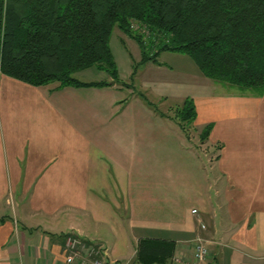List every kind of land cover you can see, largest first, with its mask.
I'll list each match as a JSON object with an SVG mask.
<instances>
[{"label":"crops","instance_id":"1","mask_svg":"<svg viewBox=\"0 0 264 264\" xmlns=\"http://www.w3.org/2000/svg\"><path fill=\"white\" fill-rule=\"evenodd\" d=\"M142 65L133 91L0 73V264H65L67 237L104 264H131L142 238L174 241L173 264L198 244L199 264H264V93L216 84L183 54ZM138 93L192 99L208 138L192 145Z\"/></svg>","mask_w":264,"mask_h":264},{"label":"trees","instance_id":"2","mask_svg":"<svg viewBox=\"0 0 264 264\" xmlns=\"http://www.w3.org/2000/svg\"><path fill=\"white\" fill-rule=\"evenodd\" d=\"M115 27L137 44L140 64L157 63L162 52L183 54L216 84L264 93V0H0V73L34 87L109 85L73 77L96 66L128 88L109 46ZM180 104L175 119L183 132L196 110L190 98ZM210 130H201L202 143ZM175 250L172 240L142 238L131 264H173Z\"/></svg>","mask_w":264,"mask_h":264},{"label":"rangeland","instance_id":"3","mask_svg":"<svg viewBox=\"0 0 264 264\" xmlns=\"http://www.w3.org/2000/svg\"><path fill=\"white\" fill-rule=\"evenodd\" d=\"M122 34L123 33L120 32L115 27L113 28L112 34L109 39V46L111 49V53L116 69L115 70L116 77L118 78L120 83L122 82L129 84L131 88L128 87V89L132 90L133 89L132 85H133L135 88L140 90V79L142 74L145 72L144 71L145 68L139 62L140 60L139 48L133 40H131L132 42H127V41L123 42L121 39L123 38ZM167 57H169L168 54L164 53L163 55H161L160 58H158V61L170 65V61H168L169 59ZM145 73L148 74V72ZM149 75L152 74L149 73ZM73 77L80 82H86V83L100 82V81L112 82L108 73H106V71L104 70L98 69L96 66H91L83 71H79L73 74ZM123 93L126 96H128L129 91L125 90ZM145 95H147V93H145ZM153 103L157 106V110L159 112H162L165 116L168 117V120L172 121L174 124L177 123V120L175 119V114L177 109L181 105L179 102L168 101L166 103H163L162 105H158V101H155ZM185 129L186 130L183 132L179 129L181 131V135L184 134L192 145L196 146L197 144L198 147H201L202 140L200 139V134L195 133V130L193 128L189 129L188 127L185 126ZM199 149L201 150L200 151L201 153L205 154V151L203 150L205 148H199ZM214 153L215 152H213V154ZM220 219H225V213H223L222 211H219L218 213V220Z\"/></svg>","mask_w":264,"mask_h":264},{"label":"built area","instance_id":"4","mask_svg":"<svg viewBox=\"0 0 264 264\" xmlns=\"http://www.w3.org/2000/svg\"><path fill=\"white\" fill-rule=\"evenodd\" d=\"M191 213L197 216L198 212L193 209ZM201 229H205L203 224H200ZM66 255L64 258L65 264H104L99 258V251L95 247H86V245L74 237H67L65 239ZM208 251L206 247L201 244L195 246L191 264H199L202 262Z\"/></svg>","mask_w":264,"mask_h":264}]
</instances>
